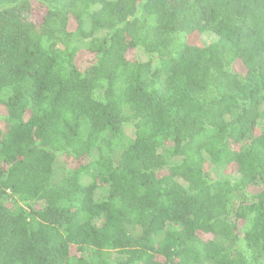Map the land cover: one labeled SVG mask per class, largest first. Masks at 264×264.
Returning a JSON list of instances; mask_svg holds the SVG:
<instances>
[{"label": "trees", "instance_id": "16d2710c", "mask_svg": "<svg viewBox=\"0 0 264 264\" xmlns=\"http://www.w3.org/2000/svg\"><path fill=\"white\" fill-rule=\"evenodd\" d=\"M0 264H264V0H0Z\"/></svg>", "mask_w": 264, "mask_h": 264}, {"label": "rangeland", "instance_id": "374dc122", "mask_svg": "<svg viewBox=\"0 0 264 264\" xmlns=\"http://www.w3.org/2000/svg\"><path fill=\"white\" fill-rule=\"evenodd\" d=\"M34 14H35V17H36V20L37 21L38 20H41L42 17L44 16L43 11L40 10V9H37V8H36ZM190 39L192 41H195V42L198 41V40H196L195 37H191ZM203 41H205L204 43H209V42H211V39L207 40L206 38H203ZM125 131H126V135L127 136L133 137L134 131H133L132 128H126ZM64 166L65 165H64L63 161H61L60 163H58V168H57V170H58V173H57L58 179H61L63 177L62 174L64 172ZM232 171H235V168H232ZM87 180H90V179H87ZM99 196H101V193L98 194V198H99Z\"/></svg>", "mask_w": 264, "mask_h": 264}]
</instances>
